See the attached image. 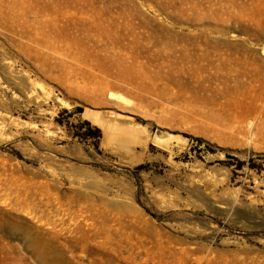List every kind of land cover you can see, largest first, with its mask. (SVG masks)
<instances>
[{
  "label": "rangeland",
  "instance_id": "obj_1",
  "mask_svg": "<svg viewBox=\"0 0 264 264\" xmlns=\"http://www.w3.org/2000/svg\"><path fill=\"white\" fill-rule=\"evenodd\" d=\"M263 47L264 0H0V264H264Z\"/></svg>",
  "mask_w": 264,
  "mask_h": 264
},
{
  "label": "water",
  "instance_id": "obj_2",
  "mask_svg": "<svg viewBox=\"0 0 264 264\" xmlns=\"http://www.w3.org/2000/svg\"><path fill=\"white\" fill-rule=\"evenodd\" d=\"M158 142H160V143H166V141L163 140V139H158Z\"/></svg>",
  "mask_w": 264,
  "mask_h": 264
},
{
  "label": "bare ground",
  "instance_id": "obj_3",
  "mask_svg": "<svg viewBox=\"0 0 264 264\" xmlns=\"http://www.w3.org/2000/svg\"><path fill=\"white\" fill-rule=\"evenodd\" d=\"M263 52H264V47H263ZM100 125V124H99ZM103 125V124H102ZM158 140V139H157Z\"/></svg>",
  "mask_w": 264,
  "mask_h": 264
}]
</instances>
